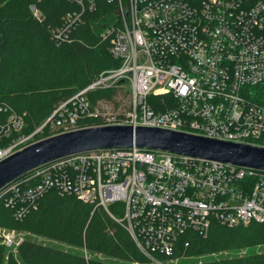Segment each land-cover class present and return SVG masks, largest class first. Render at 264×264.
Returning <instances> with one entry per match:
<instances>
[{
    "label": "built area",
    "instance_id": "2783aa9c",
    "mask_svg": "<svg viewBox=\"0 0 264 264\" xmlns=\"http://www.w3.org/2000/svg\"><path fill=\"white\" fill-rule=\"evenodd\" d=\"M67 1L76 9L52 30L58 43L70 38L84 11H96L98 0ZM103 1L113 6L115 20L101 37L117 66L60 102L31 133L1 147L0 160L37 141L45 126L54 135L132 124L264 146V105L252 98V87L264 84V0ZM116 86L130 90L123 116L98 110L88 96ZM26 115L9 110L0 137L21 131ZM49 191L104 209L158 264L154 255H172L186 232L206 236L213 221L264 222L263 170L135 146L53 160L1 188L0 198L21 220ZM23 240L18 231L0 227V243L11 250Z\"/></svg>",
    "mask_w": 264,
    "mask_h": 264
},
{
    "label": "trees",
    "instance_id": "16d2710c",
    "mask_svg": "<svg viewBox=\"0 0 264 264\" xmlns=\"http://www.w3.org/2000/svg\"><path fill=\"white\" fill-rule=\"evenodd\" d=\"M30 5H34L39 17ZM112 8L98 0L96 11H84L81 22L70 31V38L58 43L52 30L61 24L66 12L76 9L74 4L67 0H0V29L5 37L0 47V106L6 108L0 110V127L9 110L27 114L21 131L0 137V147L31 133L60 102L90 83L100 71L117 66L108 52V41L101 37L104 26L115 20ZM123 87L94 90L88 96L98 110L123 116L129 108V94ZM252 90V98L264 105V84ZM154 99L158 98L151 96L149 101ZM104 103L117 110L101 109ZM114 206H109L113 213ZM0 227L68 246L64 249L24 238L14 254L0 243V264L149 262L129 232L104 209L55 191L45 193L37 209L21 220L13 217L0 198ZM154 257L165 262L176 260L177 264H264V222L227 226L213 221L206 236L186 232L178 239L172 255Z\"/></svg>",
    "mask_w": 264,
    "mask_h": 264
},
{
    "label": "water",
    "instance_id": "95a60500",
    "mask_svg": "<svg viewBox=\"0 0 264 264\" xmlns=\"http://www.w3.org/2000/svg\"><path fill=\"white\" fill-rule=\"evenodd\" d=\"M5 37L0 29V47ZM157 150L264 171V146L238 143L168 128L132 124L83 127L50 135L0 160V189L53 160L105 148Z\"/></svg>",
    "mask_w": 264,
    "mask_h": 264
},
{
    "label": "rangeland",
    "instance_id": "374dc122",
    "mask_svg": "<svg viewBox=\"0 0 264 264\" xmlns=\"http://www.w3.org/2000/svg\"><path fill=\"white\" fill-rule=\"evenodd\" d=\"M124 89H123V91L126 93V94H129L130 95V90H129V87L127 86V87H123ZM127 99V98H126ZM104 105L106 106H102L101 107V109H106V108H108V109H110V110H117V109H115L116 108V106H112V105H109L108 103H104ZM118 108V107H117ZM119 108L121 109V110H123L124 109V107L121 105V106H119ZM119 109V110H120ZM52 132H54V130H52V129H49L48 127L45 129V131H43V132H41V133H39L38 134V138H36L35 137V139H37V140H40V139H43L42 137L44 136L45 137V135L48 137V135H50V133L52 134ZM3 146H5V145H3ZM2 146V147H3ZM1 148V147H0ZM4 229H6V228H4ZM18 235H21L22 237H23V239L24 238H29V239H31V240H34V241H36V242H43V243H50V244H53V245H56V246H59V247H61V248H64V249H66V248H68V246L67 245H65V244H63V243H60V242H55V241H50V240H47V239H45V238H43V237H39V236H34V235H30V234H28V233H26V232H19L18 231ZM14 254H16V251L15 250H11ZM226 254V253H225ZM99 258H103V256L102 255H97ZM111 261H113V262H115V263H117V264H128V263H125V262H122V261H118V260H111ZM161 262H162V264H177L178 262H176L175 260L174 261H168V262H165V261H162L161 260ZM141 264H158V263H156V262H154V261H152V260H149V262H145V263H141Z\"/></svg>",
    "mask_w": 264,
    "mask_h": 264
}]
</instances>
